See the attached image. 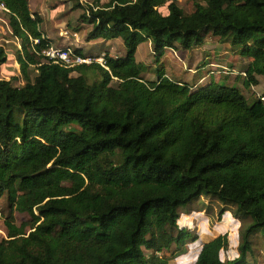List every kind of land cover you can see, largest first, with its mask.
Segmentation results:
<instances>
[{
  "label": "trees",
  "instance_id": "1",
  "mask_svg": "<svg viewBox=\"0 0 264 264\" xmlns=\"http://www.w3.org/2000/svg\"><path fill=\"white\" fill-rule=\"evenodd\" d=\"M0 1L23 82L0 79V264H168L186 254L193 264H255V237L264 246V85L247 98L224 83L173 81L163 66L145 79L135 54L150 42L158 65L166 50L211 35L251 59L242 82L257 86L264 0H192L187 15L175 0H65L84 10L86 41L120 39L125 49L70 69L41 55L52 44L28 0ZM6 59L0 46V66ZM204 198L248 220L232 259L221 258L222 236L201 244L178 224L179 211ZM15 214L28 219L17 225Z\"/></svg>",
  "mask_w": 264,
  "mask_h": 264
},
{
  "label": "rangeland",
  "instance_id": "2",
  "mask_svg": "<svg viewBox=\"0 0 264 264\" xmlns=\"http://www.w3.org/2000/svg\"><path fill=\"white\" fill-rule=\"evenodd\" d=\"M81 1L83 5H89L91 2V0ZM175 1L184 14L187 15L193 11L192 0ZM28 7L31 13L37 12L40 15L42 19L40 30L44 38L50 40L56 48H79L84 55L92 56L95 59L103 58L107 52L112 56L120 57L125 54L120 39L86 41L85 36L88 27L80 22L84 10L75 8V4L72 2L65 0H28ZM0 17L5 20L0 22V46L4 47L7 58L5 64L0 66V79L12 80L14 87L22 86L23 82L20 79L18 65H15L14 57L18 48L12 43L13 37L4 27L7 21L6 16L0 15ZM76 28H79L80 31H76ZM135 60L145 66L146 70L143 73L145 79H155L156 70L163 66L172 80L185 81L197 86L209 82L224 83L229 87L238 88L240 93L247 98H251L252 95H260L264 85V79L257 76V86L244 87L242 72L251 63V59L242 56L237 47L229 43H220L218 38L211 35L205 38L202 46L192 47L188 50H183L181 47L166 50L158 65L155 63L151 46L142 43L138 46ZM0 211L3 212L4 216L7 214L4 199L0 201ZM179 214L178 224L188 228L199 238L201 244L213 240L219 235L224 238L227 249L222 252V259H232L237 255L240 237L248 224V220H240L233 207H224L215 201L204 198L198 200L188 209L180 210ZM27 219L25 215L15 214L17 225L27 221ZM5 238L6 229L3 219L0 217V241ZM255 242V252H258L259 255L255 264H264V246L256 237ZM191 243L187 244V248H191ZM183 257L188 258V254L180 256L168 264H193L192 259L183 260Z\"/></svg>",
  "mask_w": 264,
  "mask_h": 264
},
{
  "label": "built area",
  "instance_id": "3",
  "mask_svg": "<svg viewBox=\"0 0 264 264\" xmlns=\"http://www.w3.org/2000/svg\"><path fill=\"white\" fill-rule=\"evenodd\" d=\"M7 14H8L7 8L5 7L3 2L0 1V15L4 16ZM1 21H5V20H3V18L0 17V22ZM4 27L7 29V31L11 35L12 33H11V30L9 28L7 21L5 22ZM74 37H76V35H74ZM33 43L37 44L38 40H34ZM18 44H19V42H18ZM41 55L44 57V59L47 62L57 64L61 67H65V68H69V69L74 68V67L79 66V65H83V64L89 65L91 63H96V62L100 65L103 64L102 58L101 59H95L92 57L80 56V55L76 54L74 52V50L70 47L61 49V48H56L53 45H49L46 49H44L41 52Z\"/></svg>",
  "mask_w": 264,
  "mask_h": 264
},
{
  "label": "crops",
  "instance_id": "4",
  "mask_svg": "<svg viewBox=\"0 0 264 264\" xmlns=\"http://www.w3.org/2000/svg\"><path fill=\"white\" fill-rule=\"evenodd\" d=\"M121 41V40H120ZM13 44H15L16 46H17V48H19V44H18V41L16 40V39H14L13 38V42H12ZM121 43H122V41H121ZM146 43V45H149V46H151L150 45V42H145ZM122 45H123V43H122ZM124 47V46H123ZM137 49H138V47H137ZM137 51V50H136ZM110 55V54H109ZM110 56H112V55H110ZM15 65H16V62H15ZM164 72H165V75L169 78V79H171L168 75H167V72L165 71V69H164ZM172 80V79H171ZM173 81H176V82H179L178 80H173Z\"/></svg>",
  "mask_w": 264,
  "mask_h": 264
}]
</instances>
